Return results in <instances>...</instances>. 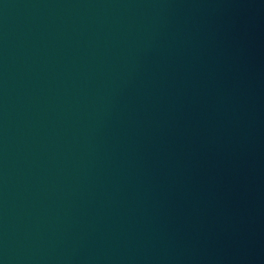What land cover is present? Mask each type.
I'll list each match as a JSON object with an SVG mask.
<instances>
[{
	"label": "water",
	"instance_id": "water-1",
	"mask_svg": "<svg viewBox=\"0 0 264 264\" xmlns=\"http://www.w3.org/2000/svg\"><path fill=\"white\" fill-rule=\"evenodd\" d=\"M0 264H264V0H0Z\"/></svg>",
	"mask_w": 264,
	"mask_h": 264
}]
</instances>
